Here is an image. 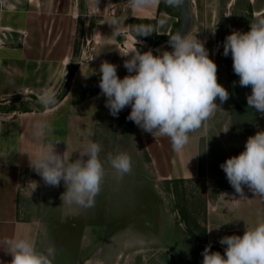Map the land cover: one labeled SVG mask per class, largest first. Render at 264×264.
I'll use <instances>...</instances> for the list:
<instances>
[{"label": "rangeland", "instance_id": "obj_1", "mask_svg": "<svg viewBox=\"0 0 264 264\" xmlns=\"http://www.w3.org/2000/svg\"><path fill=\"white\" fill-rule=\"evenodd\" d=\"M49 1L45 7L43 0H19L20 6L16 8L8 3L4 6L5 2L0 3V122L11 116H23L16 112L23 105L32 108L27 111L29 118L46 116L56 119L58 114L60 119L55 120L57 123L54 122L52 127L54 131L49 133L50 136L55 135L54 139L47 136L40 147L42 151L55 147L57 152L58 144L62 143L61 153L75 161L80 156L66 148L63 130L77 127L75 122L80 119H84L83 123L86 120L92 124L89 120L96 119L94 113L91 114V109H76L73 115V111H65L63 106L41 110L38 107L40 95L48 91L59 97L65 91L63 88L73 82L78 65L82 62L89 63L87 66H95L96 58L101 61L116 59L119 55L127 54L128 47L133 45L140 52H146L153 48L154 37L153 34L136 37L131 29V35L127 30H119L115 40L107 32L102 34L100 30L108 27L111 19H118L121 15L119 5L125 3V7L128 6L127 0H115L114 4L100 0V9L91 18L87 15L94 0ZM79 6H82L80 13ZM172 7L177 12L179 22V6ZM211 14L208 9L192 14L187 33L198 39L206 38L212 43V48L205 47L209 53L216 51L224 77L225 68L220 60L224 62L231 56L230 53L227 57L223 55L225 37L221 29L224 19L221 12V24L217 27ZM119 21L121 24L124 20ZM175 31L169 35L172 36ZM225 33L229 35V32ZM97 40L100 42L95 43ZM163 48H166L165 45ZM165 50L172 51V48ZM163 51L153 52V55ZM115 65L122 69L121 64ZM21 73L25 85L22 82L20 84L19 79L15 80V76L20 77L18 75ZM226 83L225 80L222 86H226ZM92 97L90 95L87 101ZM74 101L77 106L85 107L84 103L77 102L79 99L75 98ZM225 103L224 110L217 111L219 120L215 122L216 129L212 128L209 137H203L201 142L197 176L166 177V170L171 167L177 170V161L185 168V160L175 157L164 160L165 154L161 147L157 148L158 158L152 159L140 141L136 124L129 129L131 133L135 129L137 134L126 136L122 135V131L117 133L110 122L101 124L100 121H94L92 142L102 146L99 158L105 174L93 207L84 209L63 203L61 196L66 191L63 181L59 187L47 186L31 167L19 165L16 144L4 143L0 146V151L5 147L0 165L9 168L8 176L13 172V181L0 180V185L14 188L15 173L19 170L16 189L20 215H23L22 218L34 217L41 223L44 232L39 238L37 251L44 252L48 247H54L56 255L53 264H202V252L209 243L211 251L221 253L219 241L213 236L208 239L207 232H203L206 204L217 191L216 184L221 183V160L224 163L234 154L238 156L230 148L236 147V142L244 136L232 127L231 110H228L227 101ZM7 104L12 105L13 110L5 111ZM109 115V118L113 117ZM216 116L209 120L211 124ZM261 124L262 129L264 122ZM82 127L84 129L85 124ZM229 144L232 147L226 149L227 158H218L219 149ZM240 148L243 150V145ZM119 153H127L132 161L131 172L122 179H117L107 159L109 154L115 156ZM1 171L0 176L3 174ZM8 176L6 179H9ZM176 177L180 179L177 182L173 181Z\"/></svg>", "mask_w": 264, "mask_h": 264}, {"label": "clouds", "instance_id": "obj_2", "mask_svg": "<svg viewBox=\"0 0 264 264\" xmlns=\"http://www.w3.org/2000/svg\"><path fill=\"white\" fill-rule=\"evenodd\" d=\"M129 2L131 7L142 9L158 0ZM166 2L169 6H179L182 0ZM99 3L100 0H94L87 17L91 18L100 9ZM120 22L115 18L108 22L113 26V32L118 33ZM132 31L136 37L156 33L151 25L133 26ZM168 44L172 51L164 50L159 55H153L151 49L143 53L138 49L129 50L124 55L129 57L124 61L129 75L123 79L118 77L115 64L103 61L99 68V88L113 117L131 106L126 119L153 136L159 133L170 138L173 150L181 151L189 143V133L200 129L214 113L218 107L217 98L223 103L230 94L218 83L217 64L209 58L204 41L177 32L169 37ZM156 51L160 52L159 49ZM229 53L233 71L239 76V85L251 86L248 107L264 115V16L251 21L248 32L233 31L226 36L223 55L227 57ZM39 102L45 108L54 107L58 103L57 95L45 91ZM33 128L36 138L54 131L49 122L41 120L35 121ZM101 150L100 144L90 142L80 153V158L71 161L54 147L41 151L35 158L29 157V166L47 186L59 187L63 181L66 188L61 196L63 203L87 209L94 206L95 197L101 191L105 174L99 158ZM107 159L117 179L132 170L131 157L127 153L109 154ZM220 167L236 193L243 197L244 186H247L255 195L264 197V131L249 136L244 151L228 158ZM219 243L226 245L224 255L211 251L209 243L202 252V264H264V222L255 228H246L243 236L221 237ZM3 245L12 257L10 264H53L56 255L54 247L37 251L34 243L26 238H6Z\"/></svg>", "mask_w": 264, "mask_h": 264}, {"label": "crops", "instance_id": "obj_3", "mask_svg": "<svg viewBox=\"0 0 264 264\" xmlns=\"http://www.w3.org/2000/svg\"><path fill=\"white\" fill-rule=\"evenodd\" d=\"M115 0H108V2L115 3ZM4 3V6H7V3L11 5V7H18L19 0H0V3ZM49 0H43L44 7L46 5H49ZM128 6L125 7V3L120 7V13L121 14L118 18V20H124L121 24H119V30L123 31H129L130 29L132 31L133 26L138 25H150L154 27L156 33H153V52H156L158 47L160 50L166 44L168 41L170 33L172 34L174 31H172V27H174L176 24L175 29H177L179 22H177V12L175 13L174 8L172 6H169L166 2V0H158L157 3H154L152 5H149L142 9H136L130 6L129 0H127ZM192 14L198 13L201 9L203 10H209L211 11V15L213 19H215L214 25H217L219 27L221 24L220 15L222 12L223 15V23H222V36L226 38V32H229L231 34L233 31H240V32H248L250 30L251 21H253L257 16H264V0H188ZM111 4V5H113ZM160 4V7H159ZM177 7V6H176ZM82 6H79V13L81 12ZM222 10V11H221ZM103 14V13H102ZM110 14V12H109ZM178 14H179V7H178ZM104 15V14H103ZM111 16V15H110ZM112 17V16H111ZM115 18V17H114ZM132 18V19H130ZM197 19V18H196ZM131 20V21H130ZM163 21V23H161ZM213 22V20L211 21ZM98 24L101 22L98 21ZM202 24V21H201ZM107 25V24H106ZM109 25V24H108ZM212 25V24H211ZM55 26V24H54ZM198 26V25H196ZM106 27V28H105ZM100 31H103L102 34L105 35L104 32H107L109 37H112L113 40L116 39L117 32H113V26H105ZM20 29V28H19ZM18 29V30H19ZM54 29V28H53ZM118 30V32H119ZM220 30V31H221ZM133 32V31H132ZM120 33V32H119ZM94 36V34H93ZM201 41L205 42V46L212 48V43H209L206 41V38L199 39ZM225 40V39H224ZM100 40H97L95 43H99ZM221 43V42H220ZM222 44V43H221ZM137 49L135 45L133 47H128L129 50ZM144 49V48H143ZM165 50V49H164ZM213 51V49H212ZM127 52V53H128ZM143 52V50L141 51ZM215 53H209V58L212 59L217 64V79L219 84H223L226 80V86L224 88L229 92V99L227 100L228 103V110H231V91H230V81L228 76V63L230 60H232V56L226 59V61H221V64L224 65L225 68L224 71V77L222 75V72L220 70L221 65L219 64L216 51H213ZM94 53V51H93ZM98 53V51H97ZM99 55V54H97ZM127 54H122L116 57V59H109L107 62L113 63V64H121L119 68V65L117 66V75L119 78L123 79L126 75H129L127 69L124 67V61L128 59V56H124ZM103 61L99 60V58H96V65L95 66H87L89 63H83L78 65V69L76 70V74L73 78V82L66 87L63 88L64 94L59 99L58 103L54 106L57 108L66 109L65 111H73V110H87L91 109V114L94 113L95 120L91 119L89 120L92 122V124L87 123L85 120V123H83V120L80 119L79 121L75 122L77 127L66 128V131L63 130L62 136L66 139L65 145L66 148L71 151L73 154H79L84 152L90 142H92V136H93V129L95 128L94 121H100L101 124L104 123H111L112 127L115 128V131H122V135L130 136L132 134H137V131L134 133H131V130L129 129L134 122L126 119V117L131 112V106L125 107L118 115V117H112L109 118V109L105 106L106 97H104L101 94V90L99 88V81L101 78V74L99 72L100 65ZM23 73L21 75H18L20 77L15 76V80H20L19 83L22 85L24 83ZM22 77V78H21ZM65 82V81H64ZM18 84V85H20ZM89 90V91H88ZM91 90V91H90ZM4 91V90H2ZM89 93V94H88ZM92 95L93 97H96V100H93V97L89 99V96ZM87 96V97H86ZM79 99L77 101L78 103H84V106H77V104H74V100ZM218 105V107L215 109L214 113L209 117L207 121H205L202 125V127L194 132L189 133V143L185 145V147L181 151H174L172 147V143L170 138L166 136H160L159 133H156L155 136H153L150 133L144 132L139 128L138 135L140 137V141L142 144H144L146 151L148 152L149 156L152 159H157V148L161 147V149L164 151L165 158L164 160L171 159L172 157H175L177 160H185V168L180 166L179 161H177V167L175 170L174 168H170L169 170H166L164 174L166 177H193L197 176L198 174V167H199V159H200V151H201V142L203 141V137H209V133L211 134V129H216L215 122L219 120L217 118L216 114L217 111L224 110V107L226 106V103H221L219 101V98L215 101ZM83 105V104H82ZM10 107V110H13V106L10 104H7L5 106V111ZM51 107V108H54ZM49 109V108H48ZM96 114H95V111ZM227 109V108H226ZM43 110H46L43 109ZM31 111V110H30ZM17 114L19 115L24 114L23 116L19 117H9L5 120H2L0 122V146H3L5 144H16V158L19 165H23L25 167L29 166V157L35 158L40 151H42L40 147V143H44L45 138L48 136L50 139L53 138V136H50V134L45 135L41 138H36L33 135L34 128L33 124L37 120L41 121H47L51 124L53 127V123H57L55 121L56 119H60L58 117V114L56 115V119H53L51 117H27V111H18L16 110ZM14 114V113H13ZM73 115L74 111H73ZM85 115V114H84ZM83 116V115H82ZM216 116V118L213 120L212 124L209 120L211 118L213 119ZM264 117L261 116V118ZM108 118V120H107ZM259 119V122L252 126L251 128L238 129L236 128L233 123V126L235 128V132L244 135L241 137L239 141H237L236 145L235 143H232L234 146L233 148L231 144H229L227 147L223 145L221 149H219L218 158H227V150L226 149H233L232 152H236L237 155H239L244 149L240 148V145H243L245 148V143L249 136H253L256 134L257 131H264V126L261 129L262 125L261 122H264V119ZM68 124V122H67ZM85 124V128L83 129V125ZM87 124L90 126L88 128ZM87 126V128H86ZM80 129H79V128ZM94 127V128H92ZM219 128L220 125L218 126ZM250 132V134H249ZM95 133L96 130H95ZM254 133V134H253ZM246 134V135H245ZM54 139V138H53ZM211 139V138H210ZM57 140V139H55ZM54 141V140H53ZM19 142H21L19 144ZM62 144V143H61ZM58 144V147L56 150L57 152L61 153L62 145ZM46 147V146H44ZM3 149L0 151V161H3ZM27 152V153H25ZM68 152V151H67ZM62 154V153H61ZM75 156V155H74ZM235 156V154H234ZM221 160V159H220ZM225 160V159H224ZM223 163V161L221 160ZM14 163V162H13ZM182 164V163H181ZM4 164L0 165V171L3 173L0 176V180H12L13 181V172H10V176H8V170L9 168L3 167ZM3 167V169H2ZM7 176L9 179H6ZM176 177V178H177ZM220 178V184H216L217 191L214 193L212 200H208L205 208V214H206V220H205V227L206 232L208 235V239L213 236L214 239L218 240L221 237L224 236H230V235H239L243 236L246 228H255L259 223L264 222V197H261L260 195H255L253 192H251L247 186H244V194L243 197L235 192V189L229 184L226 174L224 171L221 172ZM2 178V179H1ZM19 179V170L15 173L14 182L16 183L14 188L7 187L4 184L0 185V264H10L11 262V255L6 253L7 246L3 245V241L6 238H26L29 241L33 242L35 245V248L37 250L39 238H42V232H44L43 227L41 226V223L34 217L31 218H22L23 215H20L19 210V196L17 191V182ZM25 214H28L26 209H23ZM211 230V231H210ZM97 231V230H96ZM210 231V232H209ZM44 240V239H43ZM226 245L219 244L218 249L221 251V253L225 252Z\"/></svg>", "mask_w": 264, "mask_h": 264}, {"label": "water", "instance_id": "obj_4", "mask_svg": "<svg viewBox=\"0 0 264 264\" xmlns=\"http://www.w3.org/2000/svg\"><path fill=\"white\" fill-rule=\"evenodd\" d=\"M179 16H180V22L179 25L175 31V33L173 35H175L177 32H181L182 34H186L191 26L192 23V11H191V7L190 4L188 2V0H182V3L179 5ZM165 47H171L168 44V41L165 44ZM165 48V49H166ZM233 60H230V62L228 63V76H229V81H230V91H231V118L233 123L235 124L234 126L237 128L238 125L237 123H235L237 121V118L234 117L233 115V109H234V102L236 99L242 98L243 96L246 97L248 95V93L251 94V86L248 87H241L239 85V76L236 75L234 73V71L232 72V67H231V62ZM235 82V84L233 83ZM238 89V91L236 90ZM240 100V99H239ZM260 113H257V117L254 119L253 124L250 126V128L254 125H256L259 122V119L261 118ZM240 129V128H238Z\"/></svg>", "mask_w": 264, "mask_h": 264}, {"label": "bare ground", "instance_id": "obj_5", "mask_svg": "<svg viewBox=\"0 0 264 264\" xmlns=\"http://www.w3.org/2000/svg\"><path fill=\"white\" fill-rule=\"evenodd\" d=\"M232 72H233V61L231 62ZM238 91V89H236ZM250 95V93H248ZM247 95V96H248ZM247 96L242 97L239 99H236L234 102V109H233V115L235 118H237L238 127L240 129L245 130L246 128H250V126L253 124L254 119L257 117V112H255L254 109H250L247 105Z\"/></svg>", "mask_w": 264, "mask_h": 264}, {"label": "trees", "instance_id": "obj_6", "mask_svg": "<svg viewBox=\"0 0 264 264\" xmlns=\"http://www.w3.org/2000/svg\"><path fill=\"white\" fill-rule=\"evenodd\" d=\"M159 7H160V4H159ZM130 19H132V18H130ZM131 21V20H130ZM177 25V24H176ZM176 25L174 26V27H172V31H174L175 30V27H176ZM63 94H64V92H62V94H60V96L59 97H57V100L59 101V99H61V97L63 96ZM38 107H39V109H44V106L41 104V103H39L38 104ZM7 110H10V107L7 109ZM20 110L21 111H30V110H32V108L31 107H29V106H27V105H23L21 108H20ZM180 179H177V178H173V181H175V182H177V181H179ZM206 231V227L205 226H203V232H205Z\"/></svg>", "mask_w": 264, "mask_h": 264}]
</instances>
